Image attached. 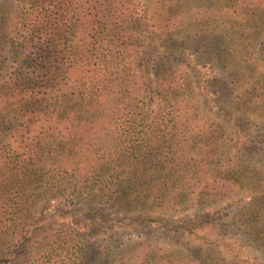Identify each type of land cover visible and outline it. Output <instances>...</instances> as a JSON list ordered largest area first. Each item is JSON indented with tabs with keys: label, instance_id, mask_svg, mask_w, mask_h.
Segmentation results:
<instances>
[{
	"label": "trees",
	"instance_id": "16d2710c",
	"mask_svg": "<svg viewBox=\"0 0 264 264\" xmlns=\"http://www.w3.org/2000/svg\"><path fill=\"white\" fill-rule=\"evenodd\" d=\"M1 1L0 264H31L25 244L33 213L52 201L134 213L126 226L154 227L163 240L205 236L212 228L205 222L172 231L165 215L184 203L230 198L244 186V166L233 139L219 136L231 116L218 117L222 124L195 118L182 65L171 58L184 55V42L170 31L139 32L137 0ZM215 3L224 58L234 52L227 36L237 29L254 73L252 81L236 79L240 91L226 75L230 107L264 120V58L251 41L264 37V0ZM183 5L170 0L171 8ZM144 45L166 52L156 66L148 65ZM256 191L264 201V186ZM103 224L93 240L105 239L109 250L121 227L92 222ZM221 247L228 264L240 254ZM218 256L211 264H220Z\"/></svg>",
	"mask_w": 264,
	"mask_h": 264
},
{
	"label": "rangeland",
	"instance_id": "374dc122",
	"mask_svg": "<svg viewBox=\"0 0 264 264\" xmlns=\"http://www.w3.org/2000/svg\"><path fill=\"white\" fill-rule=\"evenodd\" d=\"M137 1L139 32L170 31L172 37L184 42V55L171 58L175 59L174 64L178 61L182 65L197 114L195 118L222 124L218 117H232L229 128L222 130L219 136L231 137L236 144L244 166V186L238 192L232 190L234 194L230 198L196 206L184 203L176 212L165 215L172 223V231L182 223L193 221H203L212 227L205 236L199 234V238L182 234L163 240L151 231L154 227L145 228L138 221H134V226H126L131 217H137L134 213L89 200H76L67 205L52 201L33 213L36 224H32V236L27 237L25 244L29 263L211 264L219 254L216 262L221 259L220 264H228L231 258L221 257L223 243L232 245L240 253L230 264H264V201L261 200L263 195L256 191L257 187L264 186V120L233 111L229 103L231 89L225 84L229 73L236 84L239 83L237 91L242 89L239 80L244 75L249 81L254 79L250 49L239 42L237 29L230 30L227 38L232 41L234 52L224 58L226 52L221 41L224 25L215 20L218 10L215 0H182L184 5L174 8L170 7V0ZM5 7L7 2L0 0V8ZM177 21H180L178 27ZM176 27L177 30H173ZM253 36L252 44L256 46L258 58L262 59L264 37ZM144 46H149L143 48L148 65L156 66L159 57L166 52L153 45ZM257 195L258 199L254 200ZM100 220L121 227L109 250L105 239L93 240L95 235L105 232V224L98 229L92 226V222Z\"/></svg>",
	"mask_w": 264,
	"mask_h": 264
}]
</instances>
